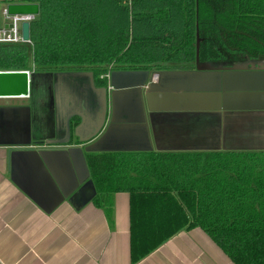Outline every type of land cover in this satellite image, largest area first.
<instances>
[{
	"label": "crops",
	"instance_id": "crops-1",
	"mask_svg": "<svg viewBox=\"0 0 264 264\" xmlns=\"http://www.w3.org/2000/svg\"><path fill=\"white\" fill-rule=\"evenodd\" d=\"M200 65L112 70L129 73L115 76L94 136L96 95L66 77L74 70L35 74L29 97L0 98V264H131L129 194L83 202L86 154L264 151V60ZM135 264L233 263L192 228Z\"/></svg>",
	"mask_w": 264,
	"mask_h": 264
},
{
	"label": "trees",
	"instance_id": "trees-1",
	"mask_svg": "<svg viewBox=\"0 0 264 264\" xmlns=\"http://www.w3.org/2000/svg\"><path fill=\"white\" fill-rule=\"evenodd\" d=\"M38 3L30 43H0V70H109L264 60V0ZM97 191L129 194L130 262L200 228L233 264H264V151L89 153ZM104 201V200H103Z\"/></svg>",
	"mask_w": 264,
	"mask_h": 264
},
{
	"label": "water",
	"instance_id": "water-1",
	"mask_svg": "<svg viewBox=\"0 0 264 264\" xmlns=\"http://www.w3.org/2000/svg\"><path fill=\"white\" fill-rule=\"evenodd\" d=\"M6 11L8 15H24L29 14L31 16H37L39 14V4L38 3H8L6 5ZM29 22H23L21 24V36L24 43L30 41L29 33ZM11 23H6L5 28L11 27ZM203 65H200L196 60V67L200 68ZM129 73L127 71H110L109 76H103L102 79H105V84L103 86L97 87L94 83L92 72H81L79 74L85 75L88 77V83L91 91L96 95L97 99V111L96 113L100 116V120L97 122L93 129V135H96L102 128L104 119L106 104L109 96H113V93H109V88L114 87L115 76ZM161 74V72H158ZM36 73L28 72L26 70H0V98H22L29 97L32 88L34 86L35 75ZM78 73L75 75L81 76ZM84 77V76H81ZM111 85V86H110ZM110 94V95H109ZM71 122L68 123L66 127L67 137L70 135L72 130ZM80 125H76L74 132L77 131V128ZM67 137H65L67 139ZM62 141L63 143L68 140ZM96 189L92 181L87 182L81 189H79L77 195L84 196L83 202L90 200L96 193Z\"/></svg>",
	"mask_w": 264,
	"mask_h": 264
},
{
	"label": "built area",
	"instance_id": "built-area-1",
	"mask_svg": "<svg viewBox=\"0 0 264 264\" xmlns=\"http://www.w3.org/2000/svg\"><path fill=\"white\" fill-rule=\"evenodd\" d=\"M6 5L7 4H5L1 10L2 24L0 25V43H24L21 36V24L23 22L30 23L35 16L29 14L8 15ZM6 23H11L12 26L5 28L4 25ZM28 43H30V41ZM110 71L111 70L102 74V76H109Z\"/></svg>",
	"mask_w": 264,
	"mask_h": 264
},
{
	"label": "rangeland",
	"instance_id": "rangeland-1",
	"mask_svg": "<svg viewBox=\"0 0 264 264\" xmlns=\"http://www.w3.org/2000/svg\"><path fill=\"white\" fill-rule=\"evenodd\" d=\"M240 60H245V58L243 57V58H241ZM79 74V73H81V72H73V71H69V72H67V75H66V77H69V78H72L73 80H75V78L76 77H81V76H84V77H87V76H85V75H82V74H79V75H81V76H78V75H75V74ZM37 74H40V73H37ZM44 75V74H43ZM44 76H46V75H44ZM88 78V77H87ZM43 80H47V81H49V78H48V76L46 77V78H43ZM54 81H55V79H54ZM70 82V80H68L67 79V82ZM33 89V88H32ZM55 91V90H54ZM90 92V91H89ZM55 93V92H54ZM41 98L42 99H44V100H47V93L46 92H44L42 95H41Z\"/></svg>",
	"mask_w": 264,
	"mask_h": 264
},
{
	"label": "flooded vegetation",
	"instance_id": "flooded-vegetation-1",
	"mask_svg": "<svg viewBox=\"0 0 264 264\" xmlns=\"http://www.w3.org/2000/svg\"><path fill=\"white\" fill-rule=\"evenodd\" d=\"M93 75V74H92ZM102 75H100V78L102 79ZM86 78V81L88 82V78L87 77H85ZM93 79H94V76H93ZM97 87H100V86H97Z\"/></svg>",
	"mask_w": 264,
	"mask_h": 264
}]
</instances>
